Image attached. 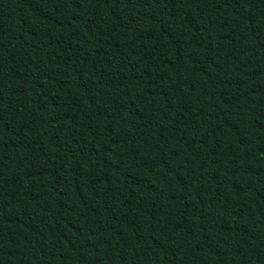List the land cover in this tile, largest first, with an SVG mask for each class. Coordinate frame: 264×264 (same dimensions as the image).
<instances>
[{
  "label": "trees",
  "instance_id": "trees-1",
  "mask_svg": "<svg viewBox=\"0 0 264 264\" xmlns=\"http://www.w3.org/2000/svg\"><path fill=\"white\" fill-rule=\"evenodd\" d=\"M0 264H264V0H0Z\"/></svg>",
  "mask_w": 264,
  "mask_h": 264
}]
</instances>
